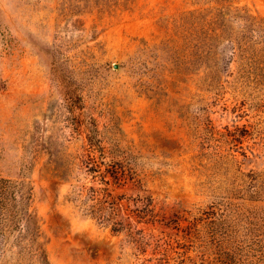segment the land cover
Wrapping results in <instances>:
<instances>
[{
    "label": "rangeland",
    "instance_id": "rangeland-1",
    "mask_svg": "<svg viewBox=\"0 0 264 264\" xmlns=\"http://www.w3.org/2000/svg\"><path fill=\"white\" fill-rule=\"evenodd\" d=\"M0 264H264V0H0Z\"/></svg>",
    "mask_w": 264,
    "mask_h": 264
},
{
    "label": "trees",
    "instance_id": "trees-1",
    "mask_svg": "<svg viewBox=\"0 0 264 264\" xmlns=\"http://www.w3.org/2000/svg\"><path fill=\"white\" fill-rule=\"evenodd\" d=\"M65 92V91H64ZM67 95V93H66ZM91 141V139L89 140ZM94 163V159L93 158H88V161L85 162V167L88 168V170H91V167L93 166ZM91 190V189H90ZM92 191V190H91Z\"/></svg>",
    "mask_w": 264,
    "mask_h": 264
}]
</instances>
